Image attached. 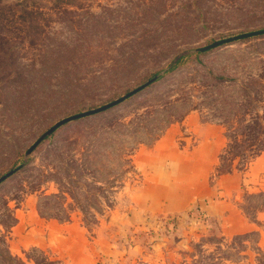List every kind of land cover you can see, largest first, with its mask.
<instances>
[{"label": "rangeland", "instance_id": "374dc122", "mask_svg": "<svg viewBox=\"0 0 264 264\" xmlns=\"http://www.w3.org/2000/svg\"><path fill=\"white\" fill-rule=\"evenodd\" d=\"M258 30L264 0H0V177L15 171L0 183V264H58L41 250L10 248L16 216H32L35 207L47 219L82 222L92 235L104 225L97 232L119 252L135 244L150 252L175 236L168 223L176 216L121 231L111 219L120 223L157 142L190 136L183 126L191 116L219 124L225 135L218 171L248 167L264 142V90L248 89L264 82V35L196 50ZM147 83L58 128L26 156L60 120ZM243 208L252 219L264 211V189L246 194ZM192 209L184 219L196 237L173 264H237L248 253L264 264L257 234H212L209 215ZM118 257L155 264L127 252Z\"/></svg>", "mask_w": 264, "mask_h": 264}, {"label": "crops", "instance_id": "0c3cea01", "mask_svg": "<svg viewBox=\"0 0 264 264\" xmlns=\"http://www.w3.org/2000/svg\"><path fill=\"white\" fill-rule=\"evenodd\" d=\"M184 128L190 136L175 133L161 138L154 146L156 149L147 154L152 159L149 165L142 162V181L127 194L120 223L111 219V225L119 226L121 231L122 227L151 229L158 221L166 223L170 216H176L175 236L156 242L150 252H145L142 244L129 249L125 246L119 252L113 239L97 232L104 225L98 226L96 235H92L82 222L47 219L35 207L30 210L32 216H16L10 248L16 254L38 249L58 264H120L118 256L126 252L143 261L173 264L196 237L195 226L187 224L184 217L199 205L210 217L209 232L226 239L257 234L258 249L263 251L264 229L260 222L264 220V211L252 219L244 211L243 202L246 194L264 189V152L256 155L244 170L235 168L218 174L226 147L220 125L203 122L194 115L185 121ZM244 255V261L237 264H254L250 253Z\"/></svg>", "mask_w": 264, "mask_h": 264}, {"label": "water", "instance_id": "95a60500", "mask_svg": "<svg viewBox=\"0 0 264 264\" xmlns=\"http://www.w3.org/2000/svg\"><path fill=\"white\" fill-rule=\"evenodd\" d=\"M264 35V30H258V31H254V32H249V33H245V34H240L237 36H233L224 40H220V41H216L208 46H205L203 48H199L196 51L197 52H207L209 50L215 49L217 47L226 45V44H230L233 42H237L240 40H244V39H248V38H253V37H257V36H261ZM147 84H145L144 86L128 93L127 95L121 97L120 99L115 100L114 102H111L109 104H106L105 106H102L100 108L94 109V110H90L88 112H83L80 114H76L67 118H64L62 120H60L59 122H57L54 126H52L47 132H45L27 151L26 156H29L36 148L37 146L43 141L45 140L48 136L52 135L58 128L62 127L63 125L67 124L68 122L86 117V116H90V115H94L100 112H103L109 108H112L113 106H116L117 104H120L121 102H123L124 100H126L127 98H129L130 96H132L134 93L138 92L139 90H141L142 88H144L145 86H147ZM15 171L12 170L10 172H8L7 174H5L4 176L0 177V183H2L3 181H5L8 177H10Z\"/></svg>", "mask_w": 264, "mask_h": 264}, {"label": "trees", "instance_id": "16d2710c", "mask_svg": "<svg viewBox=\"0 0 264 264\" xmlns=\"http://www.w3.org/2000/svg\"><path fill=\"white\" fill-rule=\"evenodd\" d=\"M178 63H179V61L178 62H176V65H175V67L178 65ZM264 79V78H263ZM252 83H256L255 81H253ZM257 88H259L260 90H264V82H263V84L262 83H256V86H252V84H248V89H250V90H252V91H254L255 92V94L256 95H258V96H260V90H258ZM264 99V98H263ZM256 129H254V128H251V127H246L245 128V130L244 131H248V132H253V131H255ZM264 133V129H263V132H262V134ZM235 143H236V146L237 147H240V148H242L243 150L244 149H246L247 150V148L246 147H249V149H252V148H254V147H256V146H254V145H244V143H239L238 141H235ZM242 144V145H241ZM259 145V149H258V151L257 152H255L253 155H254V157L256 156V155H258V154H260V153H263L264 152V142H263V144L260 142V144H258ZM253 157V158H254ZM230 171H232V169H227V170H219L218 172L220 173V174H225V173H228V172H230ZM44 217V216H43ZM49 218H55V217H49ZM55 219H58V220H61L60 218H55ZM70 220V218L69 217H66L64 220H61V221H63V222H67V221H69ZM10 257L12 258V255H10Z\"/></svg>", "mask_w": 264, "mask_h": 264}, {"label": "built area", "instance_id": "2783aa9c", "mask_svg": "<svg viewBox=\"0 0 264 264\" xmlns=\"http://www.w3.org/2000/svg\"><path fill=\"white\" fill-rule=\"evenodd\" d=\"M199 210L201 211V209L197 207V209H194L193 212H196V211H199ZM193 212H192V213H193ZM208 223H209V219L207 218V223H206V224H208ZM171 225H172V226H171ZM171 225H170V223H168L169 228H171V229H175V223H171ZM210 225H211V224H209V226H210ZM207 227H208V226H207Z\"/></svg>", "mask_w": 264, "mask_h": 264}]
</instances>
